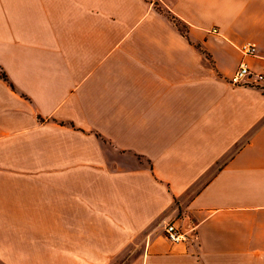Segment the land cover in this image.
Returning a JSON list of instances; mask_svg holds the SVG:
<instances>
[{
  "label": "crops",
  "instance_id": "0c3cea01",
  "mask_svg": "<svg viewBox=\"0 0 264 264\" xmlns=\"http://www.w3.org/2000/svg\"><path fill=\"white\" fill-rule=\"evenodd\" d=\"M240 64L264 72V0H0V264H121L138 238L127 264H264Z\"/></svg>",
  "mask_w": 264,
  "mask_h": 264
},
{
  "label": "built area",
  "instance_id": "2783aa9c",
  "mask_svg": "<svg viewBox=\"0 0 264 264\" xmlns=\"http://www.w3.org/2000/svg\"><path fill=\"white\" fill-rule=\"evenodd\" d=\"M216 31V30H213ZM241 52L245 55H254L255 46L250 43H246L240 48ZM230 83L235 85H251L255 84L259 88L264 89V72L253 73L245 64H240L233 72L229 79ZM163 235L165 239L170 243H177L185 240V233L181 231L179 226L174 223H166L163 227Z\"/></svg>",
  "mask_w": 264,
  "mask_h": 264
},
{
  "label": "rangeland",
  "instance_id": "374dc122",
  "mask_svg": "<svg viewBox=\"0 0 264 264\" xmlns=\"http://www.w3.org/2000/svg\"><path fill=\"white\" fill-rule=\"evenodd\" d=\"M143 242L141 238H138L134 242H129L127 246L121 251L120 256L116 258V261L120 260L121 264H127L130 262V257L138 256L142 252Z\"/></svg>",
  "mask_w": 264,
  "mask_h": 264
},
{
  "label": "trees",
  "instance_id": "16d2710c",
  "mask_svg": "<svg viewBox=\"0 0 264 264\" xmlns=\"http://www.w3.org/2000/svg\"><path fill=\"white\" fill-rule=\"evenodd\" d=\"M178 26V24H176Z\"/></svg>",
  "mask_w": 264,
  "mask_h": 264
}]
</instances>
